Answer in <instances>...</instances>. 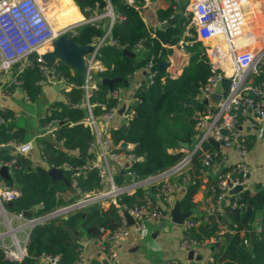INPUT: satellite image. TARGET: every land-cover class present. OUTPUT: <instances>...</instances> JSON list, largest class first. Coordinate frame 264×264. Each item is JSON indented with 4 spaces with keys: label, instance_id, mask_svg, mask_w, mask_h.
<instances>
[{
    "label": "built area",
    "instance_id": "1",
    "mask_svg": "<svg viewBox=\"0 0 264 264\" xmlns=\"http://www.w3.org/2000/svg\"><path fill=\"white\" fill-rule=\"evenodd\" d=\"M54 0H0V72L8 75L9 84H18L16 74L24 70L27 56L39 49L46 42L55 40L63 33H69L71 37L77 33V28L83 24H91L105 30L100 37H95L91 45L92 52L86 55L87 74L82 84L83 98L73 105L85 111L82 122L89 125L93 131V140L89 146L92 159L82 167L73 168L64 163L62 168L68 167L72 171V181L69 185L78 190V194L70 202L60 204L51 210L43 211L39 214L34 212L32 217H26L23 212H13L8 210L4 203L10 202L20 195V189L7 180H0V249L5 257L12 261L22 260L27 255V244L30 239L32 229L53 218L67 217L68 215L87 208L91 204H98L102 207L114 205L121 218L120 225L113 231L99 228L100 234L82 243L79 248V256L74 264H82L85 256L86 246L89 241L106 254L110 264H122L119 260V253L116 243L127 238L131 229L140 234L150 231V228L161 222L172 219V210L177 204L182 186L189 184V179L183 178L182 183L176 181V177L182 174L191 164L194 154L203 148L210 139L219 142L220 147L207 149L202 158L204 171L217 169L213 178L220 193L215 199L210 196L209 205L203 209L201 215L187 216L183 221V233L181 237V248L187 253L198 247L223 240L225 232L228 230L226 224L220 218L216 222L220 224L218 237L209 240L197 241L189 232V229L208 221V216L213 214L220 206L229 205L232 208L243 205L238 203V197L231 198L230 191L237 185H242L243 189L248 187L251 167L246 160L250 150L247 141V129L256 128L264 117V46L254 49H241L239 39L253 28L261 27V12L249 9L252 0H188V3L181 6L175 13L181 11L182 34L180 45L187 43L188 38L196 36L202 41L206 53L211 62L212 74L205 85L200 88L198 101L205 105L204 112L196 113L195 131L196 135L191 146L185 147L182 144L180 150L184 156L173 166L155 174L143 177L137 176L131 169L132 164L137 160L133 151L134 143L126 140L115 141L111 135V130L115 127H123L128 124V120L133 116V107L138 104V98L129 103H124L123 86H114L107 92V97L115 99L114 106L107 108L100 116L95 115V106L106 108V104L92 103L90 97L97 89L93 72L97 73L105 69L104 64L99 59L101 47L108 41L117 43L111 37V30L116 20H122L119 14L114 11L110 0H105L106 5L100 9L98 4L90 11L88 18L80 22L62 27L56 30L46 10ZM150 0H124L140 10L143 5ZM109 24L105 27L106 20ZM167 21H159L158 27H162ZM59 60L52 66L45 63L40 54L35 62L41 71L39 84L47 82L67 85L63 88L68 91L73 84L68 83L66 76L57 69ZM31 64V63H29ZM225 65H231L228 72ZM16 66V69H14ZM146 77L136 83V88L144 83H153L157 75V69L152 61L147 64ZM168 73L171 71L167 68ZM131 76V75H130ZM225 76H230V90L225 92L221 87V80ZM101 82V81H100ZM24 96L27 100L29 98ZM213 94H220L219 100H212ZM66 97V96H65ZM208 101L205 104V101ZM30 101V100H29ZM125 106L122 114L119 110ZM5 108L0 106V112ZM121 115V125L110 124L112 119ZM14 118L5 117L0 113V123H10ZM47 120L42 125L41 137H48L50 141L57 142L55 132L59 125V119L52 117L50 109L41 116V120ZM104 121V122H103ZM123 143H126L123 146ZM13 145L17 154L25 158H31L33 150L32 141L10 140L3 145ZM221 148L233 149L239 156L231 171H222L225 157ZM16 159H0V166L5 165L12 176ZM54 164L49 165L48 169ZM58 167V166H55ZM96 169L100 178L99 188L93 191H80L77 187L76 177L85 170ZM192 184L196 182L191 181ZM206 185V186H205ZM207 187V182L202 181L198 191ZM208 188V187H207ZM138 190L142 191V196L138 203L129 205L119 202L122 195H132ZM38 205V209L42 208ZM37 210V209H36ZM132 219V224L128 218ZM260 230V227L257 229ZM247 242V240H245ZM60 255L41 254L38 256V264H59ZM162 264H182L174 260H167ZM184 264H220L213 256L201 259L188 260Z\"/></svg>",
    "mask_w": 264,
    "mask_h": 264
},
{
    "label": "trees",
    "instance_id": "2",
    "mask_svg": "<svg viewBox=\"0 0 264 264\" xmlns=\"http://www.w3.org/2000/svg\"><path fill=\"white\" fill-rule=\"evenodd\" d=\"M62 0H54L53 5ZM114 11L123 17L116 20L111 37L117 43L106 42L100 49L99 59L105 69L96 73L97 89L90 97L92 103L106 104V108L95 106L96 116H100L107 108L115 105L116 100L107 97L109 87L101 84L105 77L128 78L137 71H145L147 64L152 61L157 69L153 83H144L135 91L138 104L133 107V116L128 124L115 127L111 135L115 141L126 140L135 144L133 151L137 160L131 169L137 176L143 177L155 174L175 165L183 156L180 150L183 143L189 146L194 142L196 135V113L204 112L205 105L197 99L200 88L205 85L212 74L211 62L202 41L196 36L188 38L185 48L190 52L188 64L178 76H171L168 71V58L173 54L174 45L178 44L182 34L181 19L171 23V15L175 13L176 5L170 4L167 8H159L157 17L159 21L167 23L155 29L148 27L140 11L124 2V0H110ZM58 2V3H59ZM71 2L74 6H69ZM64 14L70 20L81 19L87 9L92 11L98 4L102 9L105 0H66L61 2ZM105 30L91 24H83L73 34V39L79 45H88L95 37H100ZM127 47L136 53L135 57L123 54ZM163 63V66L160 64ZM16 69V66H14ZM67 78L72 88L65 92V101H56L53 108H49L52 117L59 119L55 132L58 144L48 139L42 140L44 160L48 165L62 167L64 163L73 168L82 167L92 159L89 146L93 140V131L82 120L85 111L73 104L83 98L82 84L84 78L68 65L59 62L57 65ZM20 80L19 86L31 102H37L42 96V85L39 84L41 71L36 63L27 64L24 70L16 74ZM122 83L116 84L120 86ZM5 117H13L10 109L0 112ZM47 120L41 121L42 125ZM26 130L17 126L14 119L10 123H0V144L10 140L23 141ZM250 146V144H249ZM213 148L209 142L198 150L192 157L191 164L182 174L176 177L178 183L183 178L189 179V184L182 186L177 205L182 213L191 217L196 206L194 196L202 184V158L207 149ZM16 159L11 181L7 183L17 186L20 195L10 202H5V207L13 212H23L34 208L36 205L43 207L35 210L37 214L51 210L57 205L70 202L74 196L67 199L70 185L62 181H53L48 174L46 165H33L31 158H25L16 152L0 150V159ZM228 168L223 167L225 172ZM64 173L69 182L72 179V169L64 167ZM2 179L0 175V180ZM194 180L196 183L192 184ZM77 187L80 191H93L99 188V175L96 169L85 170L76 177ZM207 195L215 197L221 189L216 182L207 185ZM142 191L138 190L132 195H122L119 202L134 205L139 202ZM238 203L243 204L232 208L229 205L220 206L213 214L208 216V221L189 229L190 235L201 242L218 237L220 224L215 220L220 218L226 224L225 232L220 247L213 257L220 264H264V187L251 190L249 187L242 189L237 195ZM260 214V230L252 236L257 216ZM121 223L117 208L112 204L102 207L91 204L83 210L76 211L67 217L53 218L43 224L35 226L27 244V255L21 264H38L41 254L60 255L59 264H74L79 256L81 242L72 239L69 232L74 230L79 237L86 234L88 237H97L99 228L115 230ZM247 240V242H245ZM0 264H14L8 260L0 249Z\"/></svg>",
    "mask_w": 264,
    "mask_h": 264
},
{
    "label": "crops",
    "instance_id": "3",
    "mask_svg": "<svg viewBox=\"0 0 264 264\" xmlns=\"http://www.w3.org/2000/svg\"><path fill=\"white\" fill-rule=\"evenodd\" d=\"M61 2L57 3L58 7L61 6ZM176 3L177 1L174 4L177 5ZM170 4H172L170 0H150L145 3L139 11L146 25L153 29L157 28L159 23L157 10L159 8H167ZM179 5H177L178 10L180 8ZM254 8L261 12V27L248 30L244 36L239 39V47L241 49H254L264 46V0H252L249 9L254 11ZM172 47L173 54L168 58L169 64L167 68L170 69L171 76H178L188 64L190 52L185 49L184 45H180L179 43ZM144 76L145 71H137L126 78L122 83L124 103H129L134 99L137 89L136 83L139 80H143ZM94 79L96 80V78ZM7 80L9 81L8 75H5L4 79L0 78V106L10 109L14 113L16 125L25 128L26 134L23 141H32L33 143V150L31 151L33 165L47 166L44 159H41L42 162L40 161L41 155L44 154L42 142L40 144H35L37 139L50 140L48 137L39 136V134L43 132L41 115L45 110L52 108V105L58 101L59 96L62 97V101H65L66 91L63 88L59 90L56 89L54 87L57 85L56 83L47 82L42 85L41 98L37 102H31L25 98L24 91L19 86H9L10 84ZM121 122V115H117L112 119L110 124L118 126L121 125ZM29 127L30 132L36 133L38 131L31 139L27 138ZM246 134L247 141L250 144V150L246 160L251 167L248 187L254 191L258 187H264V117L256 128L247 129ZM221 150L225 157L224 167L228 168L226 171H231L235 163L239 160V156L233 149L221 148ZM47 167H49V165ZM216 172L217 169H208L206 174L202 176V181L207 182V185L210 184ZM205 186L194 196L196 206L192 211L193 215H201L203 209L209 205L210 196L207 195L208 188ZM77 194L78 190L70 186L69 192L65 197L70 199L71 196L76 197ZM259 220L260 214L257 216L255 222V228L253 230L255 233L260 227ZM183 229L184 226L182 223H175L172 219L161 221L153 225L150 231L145 234H140L134 229H131V233L127 238L116 243L119 260L122 264H162L167 260H174L184 264L189 259L188 253L184 251L180 245ZM147 236L149 237L146 238ZM88 239L89 237L86 234L82 235L81 243L86 242ZM217 243L218 245H216ZM219 247L220 242L218 241L198 247L194 250V258L196 259L199 257V259H201L213 256ZM148 248H151L152 251L147 250ZM84 257L82 264H105V260L109 262L106 254L101 252L91 241H89L86 246Z\"/></svg>",
    "mask_w": 264,
    "mask_h": 264
},
{
    "label": "water",
    "instance_id": "4",
    "mask_svg": "<svg viewBox=\"0 0 264 264\" xmlns=\"http://www.w3.org/2000/svg\"><path fill=\"white\" fill-rule=\"evenodd\" d=\"M182 9V6H181ZM84 18H88L90 15V10H86L83 12ZM182 16L181 11L176 12L175 16L172 18L171 23H175L178 20H180ZM109 24V19L106 20L105 22V27H107ZM54 44L59 48V51H53V52H46V53H38L36 51L30 53L26 60L25 63L29 64L32 62H35L36 59L38 58L39 54L42 58V60L47 63L49 66H52L56 60H59L61 62H63L64 64L68 65L72 70L76 71L81 77L85 78L86 74H87V67H86V61H85V57L87 54H89L90 52H92L93 50V46L91 44L88 45H79L75 42V40L71 37V35L69 33H63L61 35H59L54 41ZM123 54L124 55H129L131 57H135L136 53L134 51H131L129 48L125 47L123 49ZM160 66H163V63L160 64ZM125 81V79L123 77H105L101 80V84L112 88L114 87L116 84L119 83H123ZM230 85H231V79L230 76H225L222 78L221 80V87L225 92H228L230 90ZM56 89H62V88H66L67 85H62V84H57L54 86ZM220 99V94H213L212 95V100H219ZM58 101H62V97L59 96ZM198 100L194 99L193 103H196ZM208 101H205V104H207ZM54 107V105H52V108ZM125 109V106H122V108L119 110V113L122 114L123 111ZM210 142L216 147L219 148L220 144L217 141H214L212 139H210ZM54 144L57 145L56 142H53ZM185 147L188 146V143H183ZM126 143H123V146H125ZM0 150H8V151H15V147L13 145H3L0 146ZM48 174L50 175V177L52 178L53 181H62L65 183H70L68 181V179L65 176L64 170L62 168L59 167H55L52 166L48 169ZM0 175L3 179L7 180V181H11L12 176L9 173V169L7 166L2 165L0 166ZM243 189L242 185H237L236 187H234L230 193L232 194H236L239 191H241ZM38 209V205H36L34 208L29 209V210H25L23 211V215L26 217H32L35 210ZM188 215L185 213H182L178 207V205L176 204V206L174 207V209L172 210V220L175 223H183L184 219L187 217ZM129 223L132 224V219L129 217L128 218ZM71 237L73 240H77L79 242H81V237L78 236V234L70 229L69 230ZM255 231H252V236H254ZM218 245V243L216 244ZM188 259L192 260L194 259V250H191L188 252ZM196 259H199L196 258ZM105 264H109V262L107 260L104 261ZM14 264H21L19 261H14Z\"/></svg>",
    "mask_w": 264,
    "mask_h": 264
},
{
    "label": "rangeland",
    "instance_id": "5",
    "mask_svg": "<svg viewBox=\"0 0 264 264\" xmlns=\"http://www.w3.org/2000/svg\"><path fill=\"white\" fill-rule=\"evenodd\" d=\"M171 1V3H175L176 1H177V5H179V7L180 6H184L185 4H187L188 3V0H170ZM59 1H57L55 4H54V6L51 8V9H49V15L50 16H52V19H54V21H55V23L57 22V24L59 25V24H61L62 22H68V20L70 21V19H68L69 17H67L65 14H64V9H63V7H61V6H57V3H58ZM176 5V6H177ZM65 18H67V19H65ZM186 49V48H185ZM6 74H4L3 72H0V78H2V79H4V76H5ZM93 77L94 78H96V73H94L93 72ZM44 113H46V110L42 113V115L44 114ZM40 115H41V113H40ZM39 115V116H40ZM41 115V116H42ZM21 122V121H20ZM19 122V123H20ZM104 122V121H103ZM21 124V123H20ZM28 137L27 138H29V139H31L33 136H34V134H37L38 133V131L36 132V133H34V132H30V127H29V130H28ZM39 133H40V131H39ZM42 142V139H37V141L35 142V144H40ZM37 155V154H36ZM42 157H40V161L42 162V160L44 159V156L43 155H41ZM42 159V160H41ZM149 236H147L146 238H148ZM145 246H146V244H145ZM147 250H151V248H148ZM152 251V250H151Z\"/></svg>",
    "mask_w": 264,
    "mask_h": 264
},
{
    "label": "bare ground",
    "instance_id": "6",
    "mask_svg": "<svg viewBox=\"0 0 264 264\" xmlns=\"http://www.w3.org/2000/svg\"><path fill=\"white\" fill-rule=\"evenodd\" d=\"M68 5L69 6H74V4L71 3V2H69ZM52 7H53V2L50 5H48V7H47L46 13H47L48 16H49V9H51ZM50 19L53 22L55 29L59 30L62 27H66V26H69V25H74V24L80 22L81 20L84 19V16L81 19L70 20V22L68 20V22H62L59 25L57 23H55V21H54V19H52V17H50ZM39 51L42 52V53L53 52V51H59V48L54 44L53 40H51V41L46 42L44 45H42L40 47ZM225 67H226V65H225ZM227 69H228V72L230 73V70L232 69L231 65H227Z\"/></svg>",
    "mask_w": 264,
    "mask_h": 264
}]
</instances>
